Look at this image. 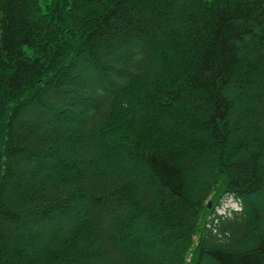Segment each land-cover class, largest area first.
I'll return each instance as SVG.
<instances>
[{
	"label": "trees",
	"instance_id": "trees-1",
	"mask_svg": "<svg viewBox=\"0 0 264 264\" xmlns=\"http://www.w3.org/2000/svg\"><path fill=\"white\" fill-rule=\"evenodd\" d=\"M0 264H264V0H0Z\"/></svg>",
	"mask_w": 264,
	"mask_h": 264
},
{
	"label": "rangeland",
	"instance_id": "rangeland-1",
	"mask_svg": "<svg viewBox=\"0 0 264 264\" xmlns=\"http://www.w3.org/2000/svg\"><path fill=\"white\" fill-rule=\"evenodd\" d=\"M235 199L236 198H234L233 196L230 195L226 196L223 199L222 204L217 208L218 213H223L225 212V210H228L231 207L240 208L239 202L236 201Z\"/></svg>",
	"mask_w": 264,
	"mask_h": 264
},
{
	"label": "water",
	"instance_id": "water-1",
	"mask_svg": "<svg viewBox=\"0 0 264 264\" xmlns=\"http://www.w3.org/2000/svg\"><path fill=\"white\" fill-rule=\"evenodd\" d=\"M209 206H211V202L209 203Z\"/></svg>",
	"mask_w": 264,
	"mask_h": 264
}]
</instances>
